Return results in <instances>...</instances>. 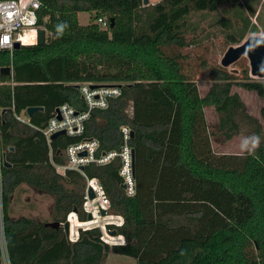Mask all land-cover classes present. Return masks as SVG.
<instances>
[{"label":"trees","instance_id":"trees-1","mask_svg":"<svg viewBox=\"0 0 264 264\" xmlns=\"http://www.w3.org/2000/svg\"><path fill=\"white\" fill-rule=\"evenodd\" d=\"M40 1L46 43L22 45L13 57L0 50V68L13 67L12 73H0L1 149L11 164L1 167L2 207L12 264H104L110 253L133 257L138 264H264L263 126L233 91L241 86L264 99V82L251 76L248 65L241 76L214 66L209 71L213 83L202 96L196 81L183 72L181 54L165 51L188 45L185 33L193 12L220 11L221 6L227 15L218 22L230 29L229 44L242 43L248 32L259 31L252 17L264 24L263 1L160 0L147 6L144 0ZM80 12H95L92 21L107 16L108 28L96 22L81 25ZM86 81L120 84L122 95L106 109L92 110L82 137H56L52 159L64 162L66 147L83 138L98 139L104 151L120 150L121 126L134 131V196L122 187L119 158L85 167L90 178L101 181L112 220L123 218L122 225L106 226L123 236V243L106 242L99 226L79 228L78 238L70 241L62 225H46L63 224L75 209L80 221L88 220L84 176L56 171L40 131L64 103L86 109L78 85ZM133 103L138 106L130 113ZM31 106L44 109L34 113L30 124L19 121L15 113ZM206 108L218 115L213 129ZM239 135L258 136L260 144L240 154L215 152L213 137L230 141ZM144 159L155 165L147 186L139 182ZM21 185L54 197L49 221L11 214ZM207 218L211 227L200 229ZM156 229L167 236L163 249L151 245Z\"/></svg>","mask_w":264,"mask_h":264},{"label":"built area","instance_id":"built-area-1","mask_svg":"<svg viewBox=\"0 0 264 264\" xmlns=\"http://www.w3.org/2000/svg\"><path fill=\"white\" fill-rule=\"evenodd\" d=\"M41 5L42 3L40 0H0V50L8 51L10 56L13 57V51L15 49L14 44L16 42H19L21 46L37 43L38 32L42 30V27L39 26L38 19V11ZM98 22L102 25L103 29L108 28L106 18L99 17ZM9 68L10 73H12L13 67L10 66ZM78 85L86 109L79 110L74 105L64 103L56 108L47 124L43 128H40V131L45 136L50 146L51 159L53 158V149L51 147V143L54 140L52 139L53 134L59 131H65L64 134L70 137H82L85 134L86 123L90 119L92 110L106 109L111 99L122 95V86L117 83H95L86 81L78 83ZM23 113L27 115L26 110ZM15 116L19 121L30 124V119L24 118L22 114L15 113ZM1 120L2 109L0 108V122ZM120 130L122 135L120 150L104 151L101 149V143L98 139L83 138L66 147L63 152L64 162L57 163L52 159V163L58 173L65 174L66 171H76L84 176L86 180V191L83 207L88 214L91 213L93 216L92 220L84 222L93 221L94 219L97 220L102 209L107 212L105 216H114L108 213L111 205L101 181L96 177L90 178L85 173V167L87 165L94 163L103 166L119 158L121 163L119 174L122 178V186L125 185L124 190L128 196H134L136 194V180L133 171L132 157L133 148L130 143L132 129L128 125H123ZM2 164L3 152L0 138V250L2 264H12L4 234L1 183ZM83 167L84 169H82ZM90 187L96 195L93 199L89 197L88 190ZM72 213L68 215V219L71 223V238L74 235L72 231L74 223L79 222L77 215L74 216V221L72 220ZM96 215L97 217H95ZM118 217H120V222L114 223L122 225L124 220L121 221L122 217ZM87 228L90 227L88 226ZM123 242H125V240H123Z\"/></svg>","mask_w":264,"mask_h":264},{"label":"rangeland","instance_id":"rangeland-1","mask_svg":"<svg viewBox=\"0 0 264 264\" xmlns=\"http://www.w3.org/2000/svg\"><path fill=\"white\" fill-rule=\"evenodd\" d=\"M159 1L160 0H149L148 4L152 5ZM262 1V4L264 6V0ZM148 4L144 5L147 6ZM223 15H227L224 6H221L220 11L215 12H193L187 20L189 26L187 32L185 33L188 40V45L185 47L172 46L165 49L166 53L169 55L181 54L180 62L182 64V70L185 74H187L188 77L196 81L200 90V94L202 96H204L208 92L213 83L212 75L209 71L214 66L220 65L224 67L221 64V60L228 48L230 46H233L229 44L226 38V35L230 31V29L228 28V26H225L218 22V20ZM78 16L79 23L81 25H88L92 22H96L102 27V25L98 22V19L92 21L93 16H95V12H80ZM103 17L107 18V16ZM262 19L264 21V9L262 11ZM252 22L258 26L259 31L248 32L245 39L252 35L264 37V24H260L259 20L256 17H252ZM246 65L249 66V59L246 56H242L240 59H238L235 63L228 66L227 68L231 70L234 74L241 76L242 70ZM252 77L264 82V78H259L255 76ZM233 91L239 93V95L245 102L247 112L258 118V120L263 126L264 133V116L262 115L264 99L259 97V95L255 91L246 90L241 86H234ZM135 105L138 106V103H133L132 105H130V113L135 112ZM140 110L142 111L141 107L139 108V111ZM22 116L24 118L27 117L25 113H22ZM206 117L211 129L215 128V125L218 122V115L216 111L213 108H206ZM246 138L248 137L245 135H239L230 141H224L221 138L213 137L212 145L215 152L217 153L240 154L244 153L245 151H249L248 149H244L242 147L243 141ZM154 167V164H151L145 159L143 160L139 176V182L141 186H147L153 182L155 173ZM53 200L54 197L52 195H44L42 193L34 191L33 189L25 185H21L20 187H18L15 192V195L13 196L11 203V214L15 217L21 215H28L30 217L38 218L43 221H49L53 209ZM155 211L157 210L155 209L154 212ZM75 215H77V213H75ZM112 219L113 218L110 216H104L102 214H99V216L97 217L98 222L88 221L89 223L85 222L87 223L85 224L84 221L79 220V222L81 223L78 222L77 225L74 223V227L72 228L74 234L72 236V240H76L78 238L79 228H87L88 226H99L100 228H102L103 238L106 240V242L110 244L122 243L123 239L121 237L111 235L108 232V228L106 226L108 224H115L116 222L118 223L119 221V219L111 221ZM122 220L123 218H121V221ZM208 222L209 218H207V221L204 220V224L208 226L201 225L200 229H209V227L211 226H209L210 224ZM109 237H114L118 239L110 240ZM153 237V244H151L152 247L154 246L163 249L162 243H167V236L165 235V232L162 230L157 231L156 229V231H154ZM171 238L172 237H170L168 240H170ZM104 264H138V262L135 258L130 256L110 253L106 258Z\"/></svg>","mask_w":264,"mask_h":264},{"label":"water","instance_id":"water-1","mask_svg":"<svg viewBox=\"0 0 264 264\" xmlns=\"http://www.w3.org/2000/svg\"><path fill=\"white\" fill-rule=\"evenodd\" d=\"M149 0H144V4H148ZM46 43V32L45 30H40L38 32V37H37V44H45ZM15 49H18L21 47V44L19 42H16L14 44ZM242 56H246L249 59V66H250V73L252 76L259 77V78H264V37L263 36H257V35H252L245 39L242 43L238 45H233L228 48L226 53L224 54L221 64L224 67H228L235 63L238 59H240ZM1 72L6 71L10 73V68L9 67H4L0 69ZM44 108L42 106H31L26 109V112L28 116L31 118L36 111L43 110ZM5 113V110H2V118ZM65 131H59L55 134L52 135V139H55L61 134H64ZM131 136H134V131L131 132ZM13 149V148H11ZM132 157H133V171L135 173V150H132ZM3 164L5 166H10L11 164L7 161L5 157V153H3ZM84 169V167L82 168ZM125 188V185L122 186ZM89 197L93 199L96 195L93 191V189L90 187L88 190ZM74 213H77V210H74ZM102 215H107L106 210L102 209L101 210ZM93 216L91 213L88 214V220H92ZM47 226H51L54 228H59L61 225L64 227L65 233L67 238L72 241L71 238V223L70 220L67 219L63 224L59 221H54V222H47ZM108 232L111 235L114 236H119L117 234L116 230Z\"/></svg>","mask_w":264,"mask_h":264},{"label":"clouds","instance_id":"clouds-1","mask_svg":"<svg viewBox=\"0 0 264 264\" xmlns=\"http://www.w3.org/2000/svg\"><path fill=\"white\" fill-rule=\"evenodd\" d=\"M260 144V138L258 136H251L246 138L243 141L242 147L244 149H248L249 151L254 150L255 148H257Z\"/></svg>","mask_w":264,"mask_h":264},{"label":"crops","instance_id":"crops-1","mask_svg":"<svg viewBox=\"0 0 264 264\" xmlns=\"http://www.w3.org/2000/svg\"><path fill=\"white\" fill-rule=\"evenodd\" d=\"M23 113V112H22ZM27 117H25L26 119H30V117L28 116V114L26 115ZM23 186V185H22ZM31 189H33L32 187L28 186V185H25ZM34 190V189H33ZM35 191V190H34ZM45 195V194H44ZM53 204H54V200H53ZM21 216H28V215H21ZM19 217V216H18ZM122 239L124 240V237L122 236Z\"/></svg>","mask_w":264,"mask_h":264},{"label":"bare ground","instance_id":"bare-ground-1","mask_svg":"<svg viewBox=\"0 0 264 264\" xmlns=\"http://www.w3.org/2000/svg\"><path fill=\"white\" fill-rule=\"evenodd\" d=\"M110 217H113V216H110ZM90 222V221H89ZM119 237H121L122 238V236H119Z\"/></svg>","mask_w":264,"mask_h":264}]
</instances>
